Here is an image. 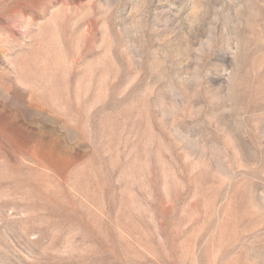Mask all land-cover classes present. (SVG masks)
<instances>
[{
	"label": "rangeland",
	"instance_id": "374dc122",
	"mask_svg": "<svg viewBox=\"0 0 264 264\" xmlns=\"http://www.w3.org/2000/svg\"><path fill=\"white\" fill-rule=\"evenodd\" d=\"M0 264H264V0H0Z\"/></svg>",
	"mask_w": 264,
	"mask_h": 264
}]
</instances>
